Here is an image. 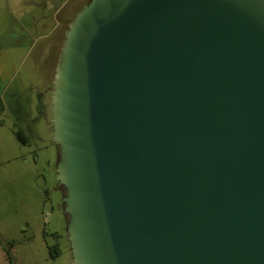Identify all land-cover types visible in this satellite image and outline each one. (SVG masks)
<instances>
[{"label": "water", "instance_id": "obj_1", "mask_svg": "<svg viewBox=\"0 0 264 264\" xmlns=\"http://www.w3.org/2000/svg\"><path fill=\"white\" fill-rule=\"evenodd\" d=\"M52 88L73 264H264V0H89Z\"/></svg>", "mask_w": 264, "mask_h": 264}, {"label": "rangeland", "instance_id": "obj_2", "mask_svg": "<svg viewBox=\"0 0 264 264\" xmlns=\"http://www.w3.org/2000/svg\"><path fill=\"white\" fill-rule=\"evenodd\" d=\"M86 1L55 0L61 7L56 22ZM7 15L0 18V264H73L58 189L59 150L48 110L46 75L52 72L53 56L44 59L43 40L32 46V36L22 32L24 24L20 27L11 11ZM18 21L27 25L28 19ZM70 22L64 20L56 32L57 58ZM26 122L38 131L33 130L30 144L24 145L15 134L17 124ZM49 247L60 255L51 258Z\"/></svg>", "mask_w": 264, "mask_h": 264}, {"label": "crops", "instance_id": "obj_3", "mask_svg": "<svg viewBox=\"0 0 264 264\" xmlns=\"http://www.w3.org/2000/svg\"><path fill=\"white\" fill-rule=\"evenodd\" d=\"M31 3L29 6L28 4ZM60 8L56 5L55 0H0V18L8 17V13L13 14V18L20 25V27L24 24V28L22 32L27 36L31 37V45L39 43V40H43V57L53 56V66H49V70L52 72H48L46 75V80L48 81L49 87L48 90L50 92L49 100H48V110H51L52 107V84L56 74V64H57V39L56 32L58 30V24L60 21L56 22L57 15L60 13ZM82 9V8H81ZM81 9L77 8L73 13L70 12L69 16H67L64 20L70 22L71 18L74 14H77ZM27 18V25L23 22L19 23V19ZM2 19V18H1ZM34 37V38H33ZM51 38H53L51 40ZM48 57V58H49ZM45 93H41L40 97H44ZM52 114V113H51ZM48 128V126H47ZM33 130L38 131L37 127L31 125L29 123H25V125H18L16 133L22 134V139L24 145L30 144V141L34 135ZM32 136V137H31ZM63 197V194H62ZM62 205V204H61Z\"/></svg>", "mask_w": 264, "mask_h": 264}, {"label": "trees", "instance_id": "obj_4", "mask_svg": "<svg viewBox=\"0 0 264 264\" xmlns=\"http://www.w3.org/2000/svg\"><path fill=\"white\" fill-rule=\"evenodd\" d=\"M16 135V139L18 141H20L21 143H23V137H22V134H20L19 132L15 134ZM49 251H50V256L51 258H56L60 255V252L57 248L55 247H49ZM8 260L10 261V257L8 256Z\"/></svg>", "mask_w": 264, "mask_h": 264}, {"label": "flooded vegetation", "instance_id": "obj_5", "mask_svg": "<svg viewBox=\"0 0 264 264\" xmlns=\"http://www.w3.org/2000/svg\"><path fill=\"white\" fill-rule=\"evenodd\" d=\"M88 1H89V0H87L86 3H87ZM86 3H85V4H86ZM85 4H84V5H85ZM84 5H83V6H84ZM73 19H74V18H73ZM63 21H64V19H61V20H60V23L58 24V30H60V27H62ZM72 21H73V20H71V22H72ZM71 22H70V24H71ZM70 24L68 25V27L70 26ZM67 29H68V28H67ZM58 30H57V31H58ZM66 31H67V30H66ZM63 43H64V42H63ZM58 46H59V45H58V42H57V50H58ZM60 51H61V49H60ZM59 54H60V53H59ZM57 57H58V56H57ZM58 59H59V58H57V63H58ZM56 68H57V64H56ZM58 189L62 191V194L64 193V191H63L62 188H59V187H58Z\"/></svg>", "mask_w": 264, "mask_h": 264}]
</instances>
